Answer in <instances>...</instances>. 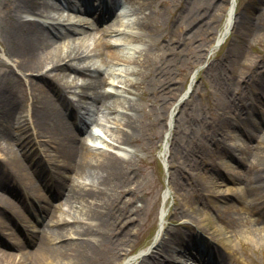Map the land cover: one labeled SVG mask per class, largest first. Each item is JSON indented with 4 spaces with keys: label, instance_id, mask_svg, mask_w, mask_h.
<instances>
[{
    "label": "rangeland",
    "instance_id": "rangeland-1",
    "mask_svg": "<svg viewBox=\"0 0 264 264\" xmlns=\"http://www.w3.org/2000/svg\"><path fill=\"white\" fill-rule=\"evenodd\" d=\"M38 1L44 6L39 9L45 17L28 14L30 18L51 20L75 16L69 7L64 9L59 5L63 0ZM124 1L131 12L129 30L134 35L131 34L132 40L125 34L106 35L107 39L118 42L111 49L119 57L114 63L102 66L98 75L109 81L103 89L111 93L104 103H99L100 108L89 126L72 122V131L81 136V142L87 143L94 160L103 159L106 152L124 159L123 166L127 169L122 176L124 183L116 186L117 179H109L106 184L112 188L107 192L108 202L103 204L96 199L71 197L68 194L71 185L80 189L94 182L96 185L91 188L96 190L97 186L102 190L105 185H97L93 175L84 173L76 177L67 172L65 184L57 186L54 171L57 168L53 166L62 165L63 156L53 151L56 156L53 155L55 162L51 163L44 155L43 142L23 151L5 135L0 161L8 159V150L12 148L19 155L27 152L25 162L29 167L34 170L41 166L40 176L45 182L49 181L48 177H55L53 187L57 186L52 196L50 191L42 194L45 199L52 198L50 202L56 209L53 220L40 213L39 200L37 207L27 201L29 212L21 207L26 211L24 217L6 219L11 226L5 230L17 237L14 229L22 228L25 233L21 238L30 250L36 245L32 242L36 234L44 229L51 231L48 237L55 254L66 252L69 257L74 256L71 248L81 238L96 240L103 236V242L99 239L98 244L103 259L120 249V257L113 260L115 264H143L142 258H135L133 252L151 239L163 208L166 215L152 251L158 264H172L162 253L181 259L183 264H197L189 253L196 251L183 242L180 247L176 241L177 238L188 241L191 235L221 247L227 264H264V223H255L257 215L249 209L257 202L259 211H264L261 207L264 202V0H238L235 22L226 40L208 58V52L224 30L230 0ZM17 2L0 0V87H6V93L17 102V118L22 120L13 121L6 134L23 135L35 144L38 127L32 122L29 104L24 100V94L30 99L29 77L6 50L7 12ZM87 32L92 33L82 39L88 51L82 63L98 65L101 61L92 48L101 34L89 29ZM82 35L75 33L60 40L65 42ZM135 35L143 38L137 39ZM206 59L208 63L199 72L192 94L174 110L192 70ZM7 65L14 69V74ZM95 73L88 69L76 79L74 73L63 79L72 84L65 91L79 104L80 116L90 103L87 93ZM16 75L25 81L24 90ZM37 76V73L32 75ZM169 94L174 97L172 105ZM50 95L71 120L70 110L66 105L62 107L56 92L52 90ZM128 100L134 102L133 109L124 107ZM128 115L134 121L135 134L122 143L118 136L125 126L130 130L125 124ZM169 125V144L164 148ZM41 138L45 141L47 136ZM12 178L16 182L25 180L19 173H13L6 178L7 184ZM36 188L42 187L37 184ZM10 199L20 205L16 197ZM97 211L106 220L104 230L96 226L98 219L92 216ZM3 218L0 216V223ZM124 221L127 225L123 227ZM85 227H92L90 231L94 233H83ZM59 230L62 233L56 232ZM5 234L0 235L2 246L18 251L7 247L8 242L14 243L16 239L12 241ZM128 237L130 240L123 247L122 240ZM66 246L69 250H65ZM69 257L61 263L72 264Z\"/></svg>",
    "mask_w": 264,
    "mask_h": 264
},
{
    "label": "bare ground",
    "instance_id": "bare-ground-1",
    "mask_svg": "<svg viewBox=\"0 0 264 264\" xmlns=\"http://www.w3.org/2000/svg\"><path fill=\"white\" fill-rule=\"evenodd\" d=\"M234 3V0H232V2L229 3V8L232 4L234 5ZM62 5L63 7H71L72 1L64 0ZM40 7L44 8L43 4H40L38 0H18L17 4L8 10L5 34L8 41L6 50L9 55L16 58V65L26 74L27 77H29L30 99L28 100V97L24 94V100L29 104L32 122L38 127V136H47L43 142L46 156L50 158L52 162H55V160L53 161L52 159L53 155L56 156V154L53 153L54 151L64 158L62 165H54V167L57 168L56 172L59 174L60 187L65 184L67 172L68 175L72 172L73 176L75 175L76 177H79L84 173L87 175H93L97 185H105L102 190L98 186L97 190L92 189L91 187L96 185L93 182L90 187L82 185L80 189L73 188L71 185V188H68V194L74 198L80 196L88 199H96L103 204V202H108V200H106V198H108L107 192L108 189L112 188L111 186L108 187V184H106L109 179L116 178V186H121V183H124L122 176L127 171L123 166L124 159L113 152H106L103 159L94 160L92 152L87 149V143L85 141L81 142V136L72 131V122L76 124L82 122L86 127L87 125L89 126V122L94 119L93 116L95 115L96 109L100 108L99 103H104L102 101L110 95V92L103 89L109 81L105 79L102 80L101 76L99 78L98 75H100V72L102 71V66L114 63L119 56V53L116 50L110 49L115 43L106 38V35L112 34L117 30L112 24L108 23L107 20L103 21L102 28L96 26L95 23L84 21L81 27L74 29L70 25H73L74 23L76 24V22L71 21V16L69 18L54 17L51 18V20L38 19L35 17L30 18L28 16V14H37V16L45 17L43 16V11L39 9ZM140 24L144 26L145 23L140 22ZM87 28L101 33L100 38L96 40L95 45L92 48L101 61L98 65L95 63H82L84 56L88 55V51H85V45L84 42H82V39L85 40V38L92 33H88ZM145 28H149L148 24L145 25ZM75 33L83 35L76 36L72 40L65 42L60 40L63 37H70ZM134 37L142 39L143 35H135ZM80 40L81 43L78 42ZM7 66L12 73H15L11 66ZM88 69L93 70L96 73L93 74L89 83L87 95L90 98V103L86 105L84 113L80 116L77 110L79 104L69 98L65 91V89L71 87L72 84L68 81H63V79L72 75V73L75 74V78L80 74H84ZM33 73H37L38 76L32 77ZM16 77H18L17 79L21 84V88L26 86L23 78L19 75H16ZM52 90L56 92L59 103L63 105L62 107H65L66 105L70 110L72 115L71 120L66 118L62 109L59 107L60 104L58 105V103H56L51 97L50 92ZM6 92H8L6 87L1 86L0 149L4 147L2 139H4L5 135L7 138L15 141L20 147L25 149L28 146V143L23 135H20V137H13L12 135L6 134L7 128H9L13 121L18 119L17 122H22L20 118H17V102H15L13 98H10ZM169 99L172 102L174 97L169 94ZM173 103L174 102H172L171 105ZM134 106V102L130 100H128L127 105H124L128 110L133 109ZM125 124L129 126L130 130H128ZM125 124V128L121 129L120 135L118 136L122 143H126L129 138L135 134L134 121L130 116L125 121ZM26 154L27 153L24 152L22 154L23 156L19 155L17 151L12 148L8 150V159L0 161V213L2 212L1 208L4 205L6 208L12 210L15 215H21L15 205H13L10 197L4 194L5 192L3 191L7 188L6 178H9L12 173H19L25 179L26 183L23 188L28 195L36 196L39 193H42L40 190L33 191L31 189V186L36 185V177L40 166L37 164L39 167L32 170L25 162V160H27ZM98 188L100 190H98ZM61 193H64V191L59 192V194ZM42 210L46 215L55 218L56 209L53 208L52 202H47L43 205ZM92 216L98 219V224L96 226L99 229L104 230L106 220L105 218H101L100 212L97 211L93 213ZM125 225H127V223L124 221L123 227ZM3 226L6 227L7 223H4ZM90 229H92V227H85L82 231L87 235H91L94 232L90 231ZM50 232L44 231L43 233L36 234L33 241L36 245H34L31 250L26 248L20 239H17L14 244H7V247H11L12 249H14L13 247L17 248L18 251L15 252L7 249L6 246H2L4 244H2L3 242H0V264H62L61 262L70 255H66V252L55 254L50 245L51 240L48 237ZM56 232L62 233L61 230ZM128 236H130V232H128ZM99 239L103 242V236L99 237ZM99 239L97 238L94 240L89 237L81 238L77 244L71 248L74 256L69 258L72 259V264H115L116 262L113 260L120 257V249L115 251L112 256L107 259H103L98 249ZM129 240L130 237L122 240L123 247ZM189 240L192 244L201 246L200 243H197L196 240H194V237H189ZM120 246L121 244L119 247ZM211 246L215 262L212 263L211 261L210 264H221L223 257L221 256L220 250L212 244ZM67 249L69 250L66 246L65 250ZM202 251H204L203 246ZM100 259L103 261L101 262ZM158 262L159 261L155 259L154 255L152 258L146 259L143 264H158Z\"/></svg>",
    "mask_w": 264,
    "mask_h": 264
}]
</instances>
